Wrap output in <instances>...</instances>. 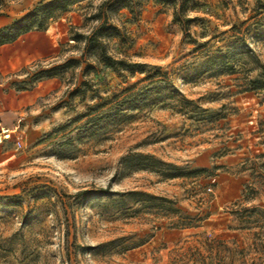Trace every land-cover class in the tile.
Returning a JSON list of instances; mask_svg holds the SVG:
<instances>
[{
    "label": "rangeland",
    "instance_id": "1",
    "mask_svg": "<svg viewBox=\"0 0 264 264\" xmlns=\"http://www.w3.org/2000/svg\"><path fill=\"white\" fill-rule=\"evenodd\" d=\"M23 1L0 0L7 26ZM110 1L33 30L57 34V53L9 81L32 101L0 119L12 132L0 145V264H264V0H189L185 31L171 6L142 0L132 16L106 13ZM104 20L118 31L100 40L106 55L147 67L89 57L85 38ZM112 98L123 111L96 122L91 107ZM129 153L198 174H122ZM133 191L201 221L170 229L115 203Z\"/></svg>",
    "mask_w": 264,
    "mask_h": 264
},
{
    "label": "trees",
    "instance_id": "2",
    "mask_svg": "<svg viewBox=\"0 0 264 264\" xmlns=\"http://www.w3.org/2000/svg\"><path fill=\"white\" fill-rule=\"evenodd\" d=\"M87 0H42L36 7L27 12L21 18L15 20L11 25L0 29V46L14 42L21 35H24L33 30L44 28L49 21L59 18L61 15L68 12L74 5L82 3ZM154 1L161 5L171 6L174 11V21L179 23L184 29L191 23L192 19L186 16L188 11L187 2L189 0H148ZM142 0H113L108 2L105 6V12L118 13L122 10H128L130 15L135 16L140 12V5ZM118 31L115 26L109 25L104 20L89 36H87L86 43L89 52V57H93L95 63L102 64L110 69L117 71L119 68L132 67H147L145 64H129L124 61H116L106 55L105 49L100 40L104 38H117ZM94 66L87 64L84 73L92 72ZM157 75H162L157 71ZM82 88L87 86V82L82 83ZM82 92L79 87L74 89L72 94L76 95ZM84 92V91H83ZM115 98V97H114ZM101 100V99H100ZM123 105L112 98L107 102L102 100L94 104L91 112L94 113V120L115 119L122 109ZM106 108V110H103ZM120 173L125 171H149L158 174L164 180H171L180 177H189L198 174V172H183L182 168L162 162L153 156L144 155L141 153H129L120 159ZM102 193V190H98ZM133 200L135 204L140 205L144 209L154 210L155 217L159 219H170L167 227L170 229H187L197 227V222L201 219L190 217L181 213L175 208V202L164 198L149 195L144 192H127L119 193L115 203L123 205L127 200Z\"/></svg>",
    "mask_w": 264,
    "mask_h": 264
},
{
    "label": "crops",
    "instance_id": "3",
    "mask_svg": "<svg viewBox=\"0 0 264 264\" xmlns=\"http://www.w3.org/2000/svg\"><path fill=\"white\" fill-rule=\"evenodd\" d=\"M32 0H24L16 10L14 17L18 19L25 13ZM20 14V15H19ZM19 15V16H18ZM13 19L0 16V28L7 26ZM50 36V30L44 32L32 31L14 42L0 46V119L3 120L6 114L17 112L31 103L30 93L17 92L9 88V81L12 76L32 63L41 62L54 58L56 55V39Z\"/></svg>",
    "mask_w": 264,
    "mask_h": 264
},
{
    "label": "built area",
    "instance_id": "4",
    "mask_svg": "<svg viewBox=\"0 0 264 264\" xmlns=\"http://www.w3.org/2000/svg\"><path fill=\"white\" fill-rule=\"evenodd\" d=\"M12 132L9 128L0 127V145L10 140Z\"/></svg>",
    "mask_w": 264,
    "mask_h": 264
}]
</instances>
